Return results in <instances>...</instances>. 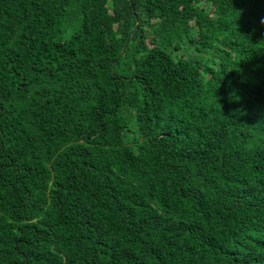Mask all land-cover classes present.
I'll return each instance as SVG.
<instances>
[{
	"label": "trees",
	"instance_id": "obj_1",
	"mask_svg": "<svg viewBox=\"0 0 264 264\" xmlns=\"http://www.w3.org/2000/svg\"><path fill=\"white\" fill-rule=\"evenodd\" d=\"M0 264H264V0H0Z\"/></svg>",
	"mask_w": 264,
	"mask_h": 264
}]
</instances>
